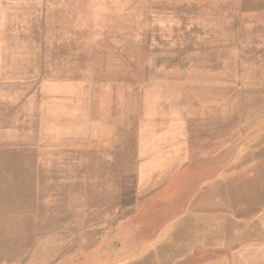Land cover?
I'll return each instance as SVG.
<instances>
[{
  "label": "rangeland",
  "instance_id": "1",
  "mask_svg": "<svg viewBox=\"0 0 264 264\" xmlns=\"http://www.w3.org/2000/svg\"><path fill=\"white\" fill-rule=\"evenodd\" d=\"M43 1L0 0V264H194L155 247L213 202L264 229V0Z\"/></svg>",
  "mask_w": 264,
  "mask_h": 264
},
{
  "label": "crops",
  "instance_id": "2",
  "mask_svg": "<svg viewBox=\"0 0 264 264\" xmlns=\"http://www.w3.org/2000/svg\"><path fill=\"white\" fill-rule=\"evenodd\" d=\"M6 3H25V1L29 4L35 3V0H4ZM52 2L54 0H51ZM41 2V3H40ZM40 4H44L47 1L40 0ZM49 4V3H47ZM44 20V19H43ZM34 36H30V39L37 42H46L47 43V53L43 50L42 58L47 59L48 63H54V51H55V41H56V24L54 19L51 21L48 18L45 25L43 24L41 31L38 30L35 32ZM22 37V36H20ZM49 42H52L53 48L51 49V55L49 53ZM45 45V44H43ZM199 207L197 205V212L199 216H195L196 218H186L179 221L178 226H176V232L169 233L168 237L166 235L165 238L158 241L160 243L155 247V249H160V254L164 253L167 255L168 253L175 252L177 254V249L181 251L178 255L177 259L188 258L189 256L193 258L194 264H247V260L249 258L248 248L252 244L258 245V242L263 241L264 229L260 227L257 228H249L245 233L242 231L241 233V242L239 246H235L233 248L232 245V232L231 227L227 229L226 227H220L217 232L216 225V209L214 202L212 206ZM202 213V214H200ZM195 220L197 222V226L194 229L193 226L191 230H188V224L191 223V220ZM190 221V222H189ZM186 235L182 233V227L185 225ZM256 227V226H255ZM245 238V240L243 239ZM251 238V239H250ZM165 241V243H163ZM259 245H262L261 243ZM154 253V252H153ZM164 263V261L162 260ZM185 261L182 260V263ZM187 263H191V260H188ZM156 264V262H154Z\"/></svg>",
  "mask_w": 264,
  "mask_h": 264
}]
</instances>
